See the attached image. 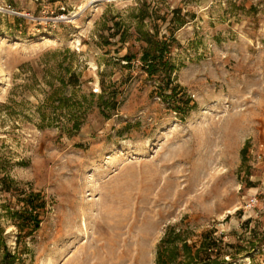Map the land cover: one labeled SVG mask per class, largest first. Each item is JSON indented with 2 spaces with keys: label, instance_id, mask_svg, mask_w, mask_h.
Masks as SVG:
<instances>
[{
  "label": "rangeland",
  "instance_id": "rangeland-1",
  "mask_svg": "<svg viewBox=\"0 0 264 264\" xmlns=\"http://www.w3.org/2000/svg\"><path fill=\"white\" fill-rule=\"evenodd\" d=\"M203 243L264 264V0H0V264H180Z\"/></svg>",
  "mask_w": 264,
  "mask_h": 264
},
{
  "label": "trees",
  "instance_id": "trees-1",
  "mask_svg": "<svg viewBox=\"0 0 264 264\" xmlns=\"http://www.w3.org/2000/svg\"><path fill=\"white\" fill-rule=\"evenodd\" d=\"M147 43L148 47L145 48L144 53L140 59L147 72L150 74V76H155L163 72L164 74H166L165 77H170L168 72H170V70L172 69V65L168 58L169 51L167 41H154L153 39H149ZM125 58L128 64H131L134 60V57L129 54H127ZM108 104L109 103H107V105ZM75 127H79L78 122L75 123ZM41 198L42 195L40 193H30L29 195H27V197H25V201L28 205L25 211L20 215L22 220L18 225L21 232H23L25 227L32 224H34L36 227H39L40 209L45 205V202L42 201ZM184 246L189 249L191 248L188 244H185ZM202 248H206L207 252H215L214 250H217L215 249V246H206V244L203 243L201 248L196 252L193 253L192 251H190L189 253L184 255V260H182L184 263L180 262V264H198L199 262H201L202 264H226L224 260L220 259L221 255H219L218 253H216L215 257H212L213 254L208 253L207 256L203 259V256L201 255ZM9 256H11V258L14 260L15 254ZM176 258V256L169 257V252L167 255L165 253V249H162L159 255L158 264H174Z\"/></svg>",
  "mask_w": 264,
  "mask_h": 264
},
{
  "label": "bare ground",
  "instance_id": "bare-ground-1",
  "mask_svg": "<svg viewBox=\"0 0 264 264\" xmlns=\"http://www.w3.org/2000/svg\"><path fill=\"white\" fill-rule=\"evenodd\" d=\"M90 1H92V2H97V1H102V0H90Z\"/></svg>",
  "mask_w": 264,
  "mask_h": 264
}]
</instances>
